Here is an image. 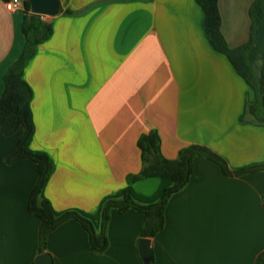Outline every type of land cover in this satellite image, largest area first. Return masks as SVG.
<instances>
[{
    "label": "crops",
    "instance_id": "0c3cea01",
    "mask_svg": "<svg viewBox=\"0 0 264 264\" xmlns=\"http://www.w3.org/2000/svg\"><path fill=\"white\" fill-rule=\"evenodd\" d=\"M254 1L219 0L233 48L250 38ZM6 2L0 0V99L4 75L26 46L24 2L14 11ZM59 2V14L43 16L52 35L24 69L33 125L26 147L52 160L41 196L55 215L77 212L101 232L105 203L128 189L141 204L157 203L171 178L128 181L143 167L138 141L151 131L170 160L202 145L232 170L264 164V127L241 120L249 86L209 42L195 0ZM257 49L264 52V18ZM22 133L0 134V264H36L41 254V221L28 210L38 173L29 159L7 162ZM143 220L111 209L109 247L97 253L71 219L48 235L42 253L53 264H143ZM149 239L156 264H255L264 251V171L228 177L197 156L189 183L169 201L163 230Z\"/></svg>",
    "mask_w": 264,
    "mask_h": 264
},
{
    "label": "trees",
    "instance_id": "16d2710c",
    "mask_svg": "<svg viewBox=\"0 0 264 264\" xmlns=\"http://www.w3.org/2000/svg\"><path fill=\"white\" fill-rule=\"evenodd\" d=\"M195 1L203 10L204 30L209 42L216 51L228 57L238 74L249 86L250 91L241 120L264 127V52L257 49L258 26L264 18V0H255L250 8L252 28L248 42L234 48L228 44L222 31L219 0ZM24 9L23 33L26 46L20 57L4 75L5 92L0 99V134L3 137H11L20 129L23 130L18 139L17 150L7 158V162L29 159L34 163V168L38 173L37 184L29 197L28 210L41 221L39 252L45 251L48 235L71 219L78 221L88 232L94 252H105L109 247L106 227L113 208L121 214L129 211L142 214L144 220L141 238L155 237L165 226V212L170 199L189 183L194 171V159L197 156H204L217 163L223 174L228 177L264 171V164L232 170L223 157L202 145H192L183 149L175 160L167 159L162 153L159 133L151 131L142 135L138 141L143 167L138 174L130 175L128 181L135 183L147 178H171L173 185L164 191L157 203L141 204L133 199L131 190L128 189L122 198L111 199L105 203L101 232H97L93 223L77 212H68L62 216L55 215L50 202L41 196L53 170L52 160L48 155L31 152L26 147L33 132L30 108L32 90L24 79V69L27 63L35 55L37 48L50 38L53 28L52 24L44 20L42 15L32 12L29 0L24 1ZM152 264H156L154 259ZM255 264H264V251L257 256Z\"/></svg>",
    "mask_w": 264,
    "mask_h": 264
},
{
    "label": "water",
    "instance_id": "95a60500",
    "mask_svg": "<svg viewBox=\"0 0 264 264\" xmlns=\"http://www.w3.org/2000/svg\"><path fill=\"white\" fill-rule=\"evenodd\" d=\"M32 12L42 16H56L60 12L59 0H29ZM139 251L143 264H152L154 256L151 248V239L139 240ZM36 264H53L49 253H41L36 258Z\"/></svg>",
    "mask_w": 264,
    "mask_h": 264
},
{
    "label": "built area",
    "instance_id": "2783aa9c",
    "mask_svg": "<svg viewBox=\"0 0 264 264\" xmlns=\"http://www.w3.org/2000/svg\"><path fill=\"white\" fill-rule=\"evenodd\" d=\"M24 0H7L6 7L10 11L20 9L23 6Z\"/></svg>",
    "mask_w": 264,
    "mask_h": 264
},
{
    "label": "rangeland",
    "instance_id": "374dc122",
    "mask_svg": "<svg viewBox=\"0 0 264 264\" xmlns=\"http://www.w3.org/2000/svg\"><path fill=\"white\" fill-rule=\"evenodd\" d=\"M107 238H108V236H107ZM108 242H110V239L108 238Z\"/></svg>",
    "mask_w": 264,
    "mask_h": 264
}]
</instances>
